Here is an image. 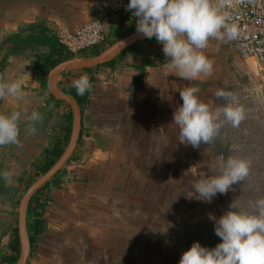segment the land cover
Returning <instances> with one entry per match:
<instances>
[{
  "label": "crops",
  "instance_id": "1",
  "mask_svg": "<svg viewBox=\"0 0 264 264\" xmlns=\"http://www.w3.org/2000/svg\"><path fill=\"white\" fill-rule=\"evenodd\" d=\"M92 18L101 20L104 32V41L92 47L98 52L136 31L128 13L102 10L100 0H0V73L8 82H19L23 92L19 100L0 99V113L21 111L20 145L0 146V219L7 224L0 227V254L10 253L18 202L43 173L37 171L45 160L44 149L63 146L71 125L67 104L41 88L31 67L50 50L48 45L5 55L8 42L2 39L12 32L27 33L23 28L35 21L55 36L61 24L74 27ZM92 48L64 59L95 54ZM162 48L155 37L143 36L110 63L56 76L61 91L74 87L73 81L84 73L92 87L79 106L77 142L65 168L26 201L28 252L23 264H179L184 244L204 245L207 233L215 235L214 216L193 205L202 202L187 184L190 169L184 162L189 154L201 160L207 149L179 142L173 114L182 105L179 91L189 85L199 87L200 98L214 110L216 91L234 77L238 49L227 39H210L203 51L213 61L211 75L187 81L168 67ZM33 111L43 119L30 134ZM5 171L13 173L11 185L2 175Z\"/></svg>",
  "mask_w": 264,
  "mask_h": 264
},
{
  "label": "clouds",
  "instance_id": "2",
  "mask_svg": "<svg viewBox=\"0 0 264 264\" xmlns=\"http://www.w3.org/2000/svg\"><path fill=\"white\" fill-rule=\"evenodd\" d=\"M228 0H129L126 10L137 19L136 31L145 38L155 37L169 59L168 67L176 69V76L183 80L195 81L201 76L208 77L213 70V61L204 54L210 39L232 40L237 35L236 27L229 26L227 13L221 11ZM77 95L91 90L87 73L73 81ZM200 89L195 85L179 91L182 99L173 114V122L179 128V142L199 148L210 144L220 134L227 122L238 128L245 119V109L237 97L222 89L215 95L226 103L213 110L199 96ZM23 96L19 82H8L0 73V99L19 100ZM26 113V109L22 110ZM21 111L9 115L0 113V146L20 145L19 121ZM27 131L36 133L35 125L43 119L33 111L28 117ZM251 160L229 156L222 160L219 174L200 179L193 185L197 198L205 202L219 194H226L233 185L241 184L250 174ZM6 183L11 185L13 173H2ZM215 234L221 242L214 248L193 242L184 251L179 264H264V196L250 200L244 209L229 210L215 221Z\"/></svg>",
  "mask_w": 264,
  "mask_h": 264
},
{
  "label": "rangeland",
  "instance_id": "3",
  "mask_svg": "<svg viewBox=\"0 0 264 264\" xmlns=\"http://www.w3.org/2000/svg\"><path fill=\"white\" fill-rule=\"evenodd\" d=\"M233 62L234 77L227 79L222 90L237 97L238 103L245 109V119L238 128L225 122L212 143L202 144L207 150L201 160L192 154L184 160L190 169L187 171V184L191 183L192 186L202 178L218 175L222 160L229 156L251 160L250 174L241 184L233 185L226 194L217 193L211 202L201 200L202 205L200 202L193 203L196 209L207 211L215 220L225 214L232 203L234 210L244 209L250 200L264 196V83L259 78L257 64L252 57L242 59L237 52ZM215 101L214 110L229 102L218 97ZM12 220L14 221V216ZM5 222L6 220L0 219L1 228ZM213 238H216V234H207L205 247L214 248Z\"/></svg>",
  "mask_w": 264,
  "mask_h": 264
},
{
  "label": "built area",
  "instance_id": "4",
  "mask_svg": "<svg viewBox=\"0 0 264 264\" xmlns=\"http://www.w3.org/2000/svg\"><path fill=\"white\" fill-rule=\"evenodd\" d=\"M128 3L129 0H100V7L112 13H128L136 25L138 18L126 10ZM221 11L228 15L226 23L234 25L237 30L236 37L229 42L237 47L242 59H254L259 78L264 83V0H228ZM55 39L63 50L70 53L100 44L104 40L101 20L92 18L74 27L61 24L55 31Z\"/></svg>",
  "mask_w": 264,
  "mask_h": 264
},
{
  "label": "water",
  "instance_id": "5",
  "mask_svg": "<svg viewBox=\"0 0 264 264\" xmlns=\"http://www.w3.org/2000/svg\"><path fill=\"white\" fill-rule=\"evenodd\" d=\"M142 37L143 35L137 33V31H133L131 33H128L120 37L119 39L109 44L106 48H104L100 52H97L89 56L62 59L48 68L46 72V87L49 93L54 98L64 100L65 102L69 104L70 112H71L70 132H69L67 143L62 149L59 156L56 158V160L42 174H40L35 180H33L25 188L22 196L19 199L18 206H17V231H16L17 241H18V254H17V259L15 261V264H23L25 257L27 255V252H28V240L26 237L24 218H23V212H24L26 201L29 195L35 189H37L42 183H44L62 165L64 160L73 150V147L77 140L78 129H79V117H80L79 106L76 100L69 93L63 92L59 88H57L54 82L56 76L60 72L65 71V70L87 68V67L95 66L97 64L104 63L110 60L123 47L131 43L133 40L142 38ZM184 246H185L184 251H186L187 249L191 247L190 244H184ZM201 246L205 247V245H201Z\"/></svg>",
  "mask_w": 264,
  "mask_h": 264
},
{
  "label": "trees",
  "instance_id": "6",
  "mask_svg": "<svg viewBox=\"0 0 264 264\" xmlns=\"http://www.w3.org/2000/svg\"><path fill=\"white\" fill-rule=\"evenodd\" d=\"M23 30H26L27 33L21 34L12 32L3 37L2 42H8L5 45V55L7 53H16L21 48L25 46H33V45H48L50 50L47 53L39 55L35 61L32 63V70L35 72L37 79L39 80L41 88H46V71L49 67L54 65L56 62L70 56L69 52L63 50V48L57 44L55 36L48 33V30L45 27H42L39 22H33L28 24ZM36 31V32H34ZM133 44L127 46L128 49L132 47ZM124 49V50H125ZM99 51V48L90 49V53H96ZM115 58V57H114ZM114 58L104 62L110 63ZM148 62V61H146ZM88 68H82L81 70H86ZM64 92L69 93L80 106L83 102L84 95H77L76 89L74 87H69ZM50 97L54 98L49 94ZM61 100V99H59ZM63 101V100H61ZM64 102V101H63ZM70 118V112L68 115ZM69 131V129H68ZM68 135V133H67ZM67 140V137L65 138ZM66 140H64L66 142ZM64 142V143H65ZM64 145V144H63ZM217 143H215L216 147ZM63 146H54L52 148H48L45 150V153L49 155L45 158L44 165L40 168L39 173L44 171L47 166L55 159V157L60 153ZM219 151V149H217ZM248 194H250L248 192ZM16 228L14 227L13 234L14 238L9 241L10 253H1L0 254V262H5L7 264L13 263L17 254V239L15 234Z\"/></svg>",
  "mask_w": 264,
  "mask_h": 264
},
{
  "label": "flooded vegetation",
  "instance_id": "7",
  "mask_svg": "<svg viewBox=\"0 0 264 264\" xmlns=\"http://www.w3.org/2000/svg\"><path fill=\"white\" fill-rule=\"evenodd\" d=\"M103 41H104V40H103ZM103 41H102V42H103ZM102 42H101V43H102ZM101 43H100V44H101ZM95 46H96V45H94V46H92V47H95ZM92 47H90V48H92ZM69 53H70V52H69ZM47 70H48V69H47ZM63 92H64V91H63ZM50 95H51V94H50ZM76 102H77V101H76ZM64 103L67 104V106L69 107V104H68L67 102L64 101ZM77 104H78V103H77ZM78 106H79V105H78ZM69 109H70V107H69ZM79 112H80V111H79ZM70 118H71V112H70ZM70 122H71V119H70ZM70 126H71V125H70ZM70 126H69L68 135H67V140H68V137H69ZM67 140H66V142L64 143L62 149H63L64 146L66 145ZM76 142H77V140H76ZM75 144H76V143H75ZM52 147H54V146L47 147V148L44 149L45 158L49 155L48 153H45V150L48 149V148H52ZM62 149H61V151H62ZM73 149H74V147H73ZM61 151H60V153H61ZM72 151H73V150H72ZM72 151H71V152H72ZM60 153H59V154H60ZM59 154H58V155L55 157V159H54V160H53V161L47 166V168H48V167H49V166H50V165L56 160V158L59 156ZM69 156H70V155H69ZM69 156H68V157H69ZM68 157H67V158H68ZM67 158H66V159H67ZM66 159L64 160V162L62 163V165H61L58 169H60L61 167H62V168H63V167L65 168V161H66ZM44 161H45V160H44ZM44 161H43V164L40 166V168L44 165ZM40 168L38 169L37 172H39ZM47 168H46V169H47ZM46 169H45V170H46ZM58 169H57V170H58ZM45 170H44V171H45ZM57 170H56V171H57ZM44 171H42V172H44ZM37 172H36V173H37ZM36 173L34 174V176L36 175ZM15 232H16V230H15ZM213 239H214V244H212V247H215L218 243L221 242V238L218 239L219 241H218V240H215L216 238H213ZM6 240L9 241V238H7ZM0 242H1V241H0ZM1 244H2V243H1Z\"/></svg>",
  "mask_w": 264,
  "mask_h": 264
}]
</instances>
